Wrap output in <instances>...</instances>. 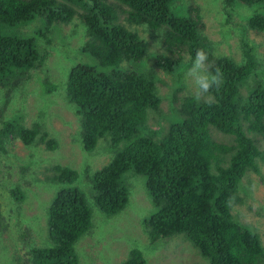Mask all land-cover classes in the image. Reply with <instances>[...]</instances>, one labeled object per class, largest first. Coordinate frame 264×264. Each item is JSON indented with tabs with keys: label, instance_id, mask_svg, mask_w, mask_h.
I'll return each instance as SVG.
<instances>
[{
	"label": "trees",
	"instance_id": "obj_1",
	"mask_svg": "<svg viewBox=\"0 0 264 264\" xmlns=\"http://www.w3.org/2000/svg\"><path fill=\"white\" fill-rule=\"evenodd\" d=\"M173 1L0 0V82L13 81L6 85L17 86L50 56L51 38L39 45L33 37L12 30L27 29L39 35L42 18L45 25L41 26L50 33L78 16L87 29L80 52L96 64L72 68L65 100L80 118L78 140L83 149L93 152L100 140L108 139L107 146L115 153L91 178L96 206L107 217L121 213L130 202L123 178L133 171L146 178L153 200L154 212L144 222L153 244L184 235L209 264H262L264 248L259 234L236 222L232 211L241 202L240 181L250 172H259V161L264 160L259 143V137L264 138V85L254 83L248 87V95L242 93L258 75L255 49L247 45L241 62L215 56L207 40L200 37V10L190 5L184 16H176ZM224 3L228 10L235 5L262 6L264 0ZM122 14L131 25H145L149 31L161 33L163 52L154 66L145 62L149 55L145 40L119 22ZM247 24L264 32L260 14H251ZM198 49L208 55L209 73L217 68L223 72L224 83L197 101L191 93L180 95L187 88L191 91L179 68L186 58L189 67ZM162 74L177 78L165 83ZM39 83L40 94L46 97L57 91L48 80ZM159 84L170 91L162 96ZM165 99L168 115L161 113ZM149 115L165 119L168 126L152 130ZM43 123L28 127L21 121H3L0 114V152L5 153L8 143L17 139L26 146L41 144L58 151L59 142ZM212 128L232 137L233 143L216 141ZM77 178L76 170L53 165L51 181L62 188L48 208L52 246L33 248L29 264H79L75 245L91 230L93 216L86 197L73 186ZM10 196L17 217H22L25 191L16 187ZM122 264L146 261L136 250Z\"/></svg>",
	"mask_w": 264,
	"mask_h": 264
},
{
	"label": "rangeland",
	"instance_id": "obj_2",
	"mask_svg": "<svg viewBox=\"0 0 264 264\" xmlns=\"http://www.w3.org/2000/svg\"><path fill=\"white\" fill-rule=\"evenodd\" d=\"M190 5L200 10L203 25L200 37L207 40L215 56L241 62L246 46L254 47L259 62L258 75L243 88V95H248L254 83L264 85V32H257L247 24L253 13L264 16V5H235L227 10L224 0H174L172 12L176 16H184ZM75 8L82 11L80 6ZM39 19L42 20H39V35L27 29L11 32L33 37L39 45H44L51 38L50 56L41 68L32 70L29 78L22 79L17 86L6 85L13 81L0 82V114L3 121H21L28 127L43 121L47 131L59 142V148L52 152L45 145L26 146L17 139L8 143L5 153L0 152V264H29L33 248L52 246L48 237V208L62 188V184L51 181L54 164L77 171L78 178L73 186L84 194L92 211L91 230L75 245L79 264H122L136 250L143 254L146 264H209L184 235L155 244L151 242L144 222L154 212V204L144 176L133 171L124 176L123 183L129 189L130 202L118 215L107 217L96 206L91 178L112 160L115 153L107 146L108 139L100 140L93 152L83 149L78 140L80 118L65 100L64 93L68 74L74 66L96 64L92 57L80 52L86 41L87 29L76 16L70 23L58 25L47 33L41 26L42 23L45 25L44 19ZM119 22L138 32L145 40L149 47L145 62L149 67L154 66L158 55L163 52L161 33L151 32L145 25H131L123 14ZM188 64L190 60L186 58L180 72ZM161 77L165 83H172L177 78L173 74H162ZM40 79L56 85L57 91L49 97L40 94ZM185 81L191 92L187 88L180 95L191 93L195 97L194 83L186 77ZM159 86L162 96L170 91L165 84ZM161 108V113L170 114L166 99ZM150 116L152 130L159 131L162 126H168L165 119H158V115ZM143 134L149 135L146 131ZM212 136L222 143L234 141L213 128ZM259 143L264 151V138L259 137ZM16 187L26 193L21 206L22 217H17L10 196V191ZM239 195L241 202L232 208L234 219L255 230L264 248V160L259 161V172H250L240 181Z\"/></svg>",
	"mask_w": 264,
	"mask_h": 264
},
{
	"label": "clouds",
	"instance_id": "obj_3",
	"mask_svg": "<svg viewBox=\"0 0 264 264\" xmlns=\"http://www.w3.org/2000/svg\"><path fill=\"white\" fill-rule=\"evenodd\" d=\"M208 55L203 49H198L191 65L181 69L186 78H190L195 85V99L209 93L213 88L219 90L224 83L223 72L217 68L214 73L207 71Z\"/></svg>",
	"mask_w": 264,
	"mask_h": 264
}]
</instances>
